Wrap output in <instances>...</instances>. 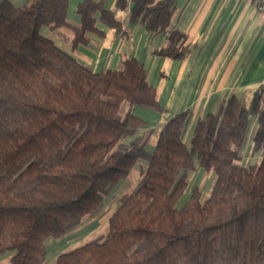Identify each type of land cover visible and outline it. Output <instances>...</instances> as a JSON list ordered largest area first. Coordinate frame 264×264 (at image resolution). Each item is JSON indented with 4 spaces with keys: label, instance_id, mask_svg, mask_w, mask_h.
Masks as SVG:
<instances>
[{
    "label": "trees",
    "instance_id": "16d2710c",
    "mask_svg": "<svg viewBox=\"0 0 264 264\" xmlns=\"http://www.w3.org/2000/svg\"><path fill=\"white\" fill-rule=\"evenodd\" d=\"M122 23L106 0H84L73 45L98 23L130 39L140 22L166 45L156 53L181 59L186 34L171 28L176 0H132ZM69 0H0V256L11 264H45L47 242L62 239L98 215L107 198L147 162L132 193L121 197L105 236L58 257L57 264H264V158L243 166L251 117L254 150L264 147V88L250 108L232 96L200 120L189 144L190 113L172 117L154 152L146 122L134 108L159 109L145 67L123 57L117 69L95 72L41 30L69 26ZM128 0H117L127 10ZM213 171L210 195L187 199L196 167Z\"/></svg>",
    "mask_w": 264,
    "mask_h": 264
},
{
    "label": "crops",
    "instance_id": "0c3cea01",
    "mask_svg": "<svg viewBox=\"0 0 264 264\" xmlns=\"http://www.w3.org/2000/svg\"><path fill=\"white\" fill-rule=\"evenodd\" d=\"M28 1L11 0L17 7ZM82 2L69 0V26L57 30L43 27L41 33L95 72L119 68L125 56L137 59L145 67L148 82L157 91L161 110L135 107V114L146 124L129 141L146 134L149 152H154L162 128L175 115L190 113L184 137L189 144L197 123L216 113L223 102L235 96L250 108L257 92L264 88V18L247 0H176L170 27L186 34V52L181 59L157 54L166 45V35L153 34L140 22L128 25L131 37L127 40L99 22L97 26L105 35L91 33L88 44L75 47L73 26L81 24L77 9ZM116 3L117 0H106V7L114 11L116 20L124 23L133 2L128 0L127 10L117 9ZM257 124V116H252L240 165H259L264 158V147L254 150ZM146 168L147 162L140 160L129 178L107 198V205L98 215L62 239H50L45 264H57L61 254L105 236L121 197L135 190ZM215 179L213 171L197 166L190 174L184 200L193 188L201 191L203 200L207 199ZM12 257V253L1 255L0 264H11Z\"/></svg>",
    "mask_w": 264,
    "mask_h": 264
},
{
    "label": "built area",
    "instance_id": "2783aa9c",
    "mask_svg": "<svg viewBox=\"0 0 264 264\" xmlns=\"http://www.w3.org/2000/svg\"><path fill=\"white\" fill-rule=\"evenodd\" d=\"M251 3L259 12L260 16L264 18V0H247Z\"/></svg>",
    "mask_w": 264,
    "mask_h": 264
},
{
    "label": "rangeland",
    "instance_id": "374dc122",
    "mask_svg": "<svg viewBox=\"0 0 264 264\" xmlns=\"http://www.w3.org/2000/svg\"><path fill=\"white\" fill-rule=\"evenodd\" d=\"M107 203H108V200H106L105 206L107 205ZM105 206H104V207H105ZM102 210H103V209H102Z\"/></svg>",
    "mask_w": 264,
    "mask_h": 264
}]
</instances>
